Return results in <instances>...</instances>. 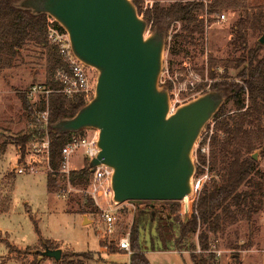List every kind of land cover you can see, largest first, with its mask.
<instances>
[{
	"label": "trees",
	"instance_id": "1",
	"mask_svg": "<svg viewBox=\"0 0 264 264\" xmlns=\"http://www.w3.org/2000/svg\"><path fill=\"white\" fill-rule=\"evenodd\" d=\"M16 1L0 0V67L11 68L25 44L33 42L47 49L48 79L45 85L54 90L48 102L42 98L33 103L26 92L20 95L23 108L36 127L19 138L18 145H26L33 137L45 134L46 128L39 115L49 104L47 130L51 138L52 168L49 190L52 193L67 188V185L61 187L60 176L74 187L86 188L91 178L88 165L69 174L61 173L63 148L74 135L82 136L84 130L59 135L53 124L59 119L75 116L87 101L80 95L68 97L61 92L63 84L55 75L65 62L58 45L51 44L48 39L49 16L35 17L30 12L16 9L13 6ZM133 1L152 29L167 31L168 39L173 25L181 23L182 32L174 38L182 39L184 44H194L197 36L200 38L206 33L207 27L215 21L209 16L222 14L224 10L242 12L232 28L234 38L231 40L233 50L239 55L228 59L209 55L208 70L213 80L209 89L224 88L229 96L207 125L205 133L208 131V134L206 137L205 133L202 135L197 150V173H209L211 181L204 183L190 199L189 213L184 218L181 216V201H161L164 203L162 207H156L154 201H131L146 206H139L135 211L125 210L133 214L131 264H151L147 257L150 251H190L194 264H217L210 235H217L244 220L255 225V218L264 211V169L260 159L253 158L256 152L264 158V44L260 42L264 35V0H176L169 5L157 0L152 8L146 10H143L144 0ZM57 26L63 31L59 24ZM253 37L256 40L251 42ZM169 45L168 41L167 49ZM181 49L174 48L173 53L180 54ZM230 68L237 70L235 76H230ZM222 69L224 72L221 74ZM163 85L170 89L168 84ZM209 89L200 87L199 92ZM231 102L233 108L229 110ZM212 123L214 128L210 132ZM206 144L209 145V153H203ZM20 152L23 157V150ZM90 207L93 212L99 210L89 197L81 205L80 212L90 213ZM202 229L200 249L209 251L208 256L197 254V246L190 241ZM147 234L151 236V249L143 240ZM101 244L111 253L119 252L114 243ZM36 255L31 264H41L37 252Z\"/></svg>",
	"mask_w": 264,
	"mask_h": 264
},
{
	"label": "water",
	"instance_id": "2",
	"mask_svg": "<svg viewBox=\"0 0 264 264\" xmlns=\"http://www.w3.org/2000/svg\"><path fill=\"white\" fill-rule=\"evenodd\" d=\"M13 6L53 18L68 33L73 55L96 70L92 99L53 128L59 135L99 131V153L88 167L113 168L114 202L191 199L195 149L228 101L226 89H209L174 108L161 80L168 33L152 29L133 0H18ZM37 253L39 260L63 256L49 246Z\"/></svg>",
	"mask_w": 264,
	"mask_h": 264
},
{
	"label": "rangeland",
	"instance_id": "3",
	"mask_svg": "<svg viewBox=\"0 0 264 264\" xmlns=\"http://www.w3.org/2000/svg\"><path fill=\"white\" fill-rule=\"evenodd\" d=\"M155 1L157 0H144L143 10L152 8ZM159 1L163 5H169L176 0ZM222 14L226 15L225 20H220ZM222 14L209 16L215 21L207 27L203 36H197L194 44H184L182 39L176 40L174 36L182 32L183 25L179 22L173 25L161 80L163 84L170 86L175 106L197 96L200 87L210 88L213 80L208 70L209 55L217 59L239 55L233 50L231 40L234 38L232 28L242 12L224 10ZM255 40V37L251 38V42ZM174 48H182L181 53L175 55ZM47 65V49L28 42L11 68L0 67V264H31L38 256L36 252L43 251L46 246L61 248L62 260L43 258L40 260L41 264H129L131 258L121 255L127 252L119 249L116 239L131 230L133 214L128 212L129 209L145 207L146 204L129 202L126 208L116 211L117 232L110 239L105 238L106 228L99 212H93L91 207L90 213L80 212L81 205L89 198L88 186L74 187L60 176L61 187L65 188L67 185V188L51 193L49 174L52 170L47 164L39 165V170L35 173L27 171L19 174L13 167V164L17 165L21 150L24 155L35 152L34 143L44 138L43 134L35 136L26 145H18L17 142L36 127L32 118L26 114L20 95L32 85L47 82ZM223 72L222 69L220 73ZM236 73L237 70L230 68V76H235ZM191 80L195 82L194 87L190 83ZM228 108H233L232 102L228 104ZM213 128L212 123L210 132ZM207 134L208 131L204 136ZM200 141L195 149L196 161ZM208 147L206 144L203 148ZM70 161L71 165L67 167L69 172L82 169L86 163L81 152L72 156ZM260 165L264 169L262 157ZM61 173L69 174L63 171ZM211 179L209 173H197L196 181H201L198 191ZM189 201L190 199H186L180 202L183 218L189 213ZM153 203L156 207L164 205L161 201ZM255 219V225H250L244 220L217 235H210L211 248L217 257V264H264V211ZM202 231L204 229L193 235L190 241L197 246V254L208 256L209 251L203 252L200 249L199 235ZM143 240L147 241L145 246L151 249V236L147 234ZM110 241L119 252L111 253L101 244L106 242L112 245ZM166 252L168 251H150L152 264H193L190 251H185V255Z\"/></svg>",
	"mask_w": 264,
	"mask_h": 264
},
{
	"label": "built area",
	"instance_id": "4",
	"mask_svg": "<svg viewBox=\"0 0 264 264\" xmlns=\"http://www.w3.org/2000/svg\"><path fill=\"white\" fill-rule=\"evenodd\" d=\"M225 19L226 15L222 14L220 20ZM57 24L58 23L53 18L48 17V39L51 44L58 45L65 62V66L57 70L55 77L63 84L61 92L68 97L80 95L88 102L95 94L97 72L95 69L86 66L73 55L68 33L64 30L62 31ZM190 83L193 87L195 86L194 80H191ZM53 91L54 90L48 88L45 84H35L32 85L26 93L33 103H37L42 98L48 102L49 96ZM173 106L175 108L177 105L175 106L173 102ZM39 117L43 121L46 128L44 138L34 143L35 152H28L23 157L19 154L17 157V165L13 164L14 169L19 174L26 173L27 171L35 173L39 170V165L44 163L52 170L51 138L47 130L50 117L49 104H47V109L40 113ZM84 133L85 134L82 136L74 135L72 140L69 141L63 148V172L69 173V169H67V167L71 165L70 158L75 156V154L80 152L82 153V156L86 161L83 168L88 165L90 160L97 157L99 153V148L97 146L99 131L90 129L84 130ZM202 150L204 153H207L209 151V147L208 149L203 148ZM90 172L91 178L87 187V193L99 209V215L106 228L105 238L108 237L110 239L117 232L118 228L116 211L119 212L121 208V210H123L131 201H127L121 205H117L114 202V192L112 189V176L114 173L113 168L107 165H101L96 167L94 172L91 170ZM200 184L201 181H196V192L198 191ZM135 210L136 207H134L131 211ZM116 240L119 249L126 251L131 258L133 253L131 246V230ZM111 242L112 241H110V243Z\"/></svg>",
	"mask_w": 264,
	"mask_h": 264
},
{
	"label": "crops",
	"instance_id": "5",
	"mask_svg": "<svg viewBox=\"0 0 264 264\" xmlns=\"http://www.w3.org/2000/svg\"><path fill=\"white\" fill-rule=\"evenodd\" d=\"M166 253H169V254H176V255H185V253L184 252H178V251H168V252H166ZM184 253V254H183ZM121 254V253H120ZM120 254H118V255H120ZM121 255H128V254H121ZM129 256V255H128ZM147 257H148V259H149V261H150V263L152 264V262H151V260H150V252H147ZM115 258V263H116V261H117V257L115 256L114 257ZM193 262V261H192ZM117 264V263H116ZM194 264V263H193Z\"/></svg>",
	"mask_w": 264,
	"mask_h": 264
}]
</instances>
